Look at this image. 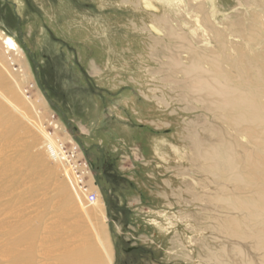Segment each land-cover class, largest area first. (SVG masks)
<instances>
[{
	"label": "rangeland",
	"instance_id": "obj_1",
	"mask_svg": "<svg viewBox=\"0 0 264 264\" xmlns=\"http://www.w3.org/2000/svg\"><path fill=\"white\" fill-rule=\"evenodd\" d=\"M263 26L264 0H0V34L21 52L0 39V134L41 158L0 196V264H62L27 234L65 208L103 264H241L220 202L231 187L195 152L234 132L188 86L216 62L252 67Z\"/></svg>",
	"mask_w": 264,
	"mask_h": 264
},
{
	"label": "bare ground",
	"instance_id": "obj_2",
	"mask_svg": "<svg viewBox=\"0 0 264 264\" xmlns=\"http://www.w3.org/2000/svg\"><path fill=\"white\" fill-rule=\"evenodd\" d=\"M0 39L8 52L16 55L21 53L12 37L0 34ZM249 60L254 62L252 67H249L247 59L239 56L228 66L216 62L209 67L210 70L204 69V73L195 70V81L188 89L199 94L234 132L233 135H228L229 140L227 135H217L216 144L205 150L199 147L198 151L196 148L195 152H198L204 171H212L220 183L231 187L225 190V196L220 198V202L226 205L229 214H233L227 218L224 229L230 240L237 241L233 246L242 258L240 263L264 264V44L261 54ZM224 66H227L225 70ZM21 138L14 132L0 134V196L11 197L14 194V187L18 182L28 179L29 174L24 173L27 168L30 174L38 173L36 165L41 158L38 153L31 157L27 151L34 147L35 141L26 146L25 143L20 144ZM239 138H244L246 143L241 145ZM12 152H15L14 158L10 157ZM62 158L66 160L64 156ZM225 165L229 171L224 170ZM26 201L25 195L24 198H18L19 206H16L17 216L14 218L17 222H22L27 217ZM81 203L85 209L86 205ZM59 205L58 202L56 206L52 205V213L61 211ZM86 214L90 218L88 226L94 227L95 236L103 242L101 230L87 210ZM58 217L51 224L40 217L41 220L27 234V238L36 239V235L41 232L39 236L42 244L47 245L52 252L57 250L61 254L62 264H103L95 243L88 237L92 233L91 229L89 232L84 230L77 209L65 208ZM13 227L15 225L11 226Z\"/></svg>",
	"mask_w": 264,
	"mask_h": 264
},
{
	"label": "built area",
	"instance_id": "obj_3",
	"mask_svg": "<svg viewBox=\"0 0 264 264\" xmlns=\"http://www.w3.org/2000/svg\"><path fill=\"white\" fill-rule=\"evenodd\" d=\"M64 157L66 158V156H64ZM66 162H67V158H66L65 163H66ZM86 168H87V167H86ZM87 169H88V168H87ZM78 179L81 181V180L84 179V176L82 177V175H81V176H79ZM96 199H97L96 194H93V193L89 194V197H88V202H89V203H94V202L96 201Z\"/></svg>",
	"mask_w": 264,
	"mask_h": 264
}]
</instances>
